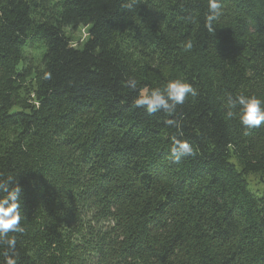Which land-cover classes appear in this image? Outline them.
<instances>
[{
    "label": "trees",
    "instance_id": "16d2710c",
    "mask_svg": "<svg viewBox=\"0 0 264 264\" xmlns=\"http://www.w3.org/2000/svg\"><path fill=\"white\" fill-rule=\"evenodd\" d=\"M49 4L0 0V77L14 87L34 37L52 73L21 107L0 89V133L13 130L0 179L24 189L19 264H264V194L248 180L264 174V124L226 115L229 95L264 98V0H223L213 32L207 0H61L37 19ZM82 25L77 47L65 27ZM129 78H182L198 94L149 114ZM173 137L196 154L174 163Z\"/></svg>",
    "mask_w": 264,
    "mask_h": 264
},
{
    "label": "clouds",
    "instance_id": "9594fccd",
    "mask_svg": "<svg viewBox=\"0 0 264 264\" xmlns=\"http://www.w3.org/2000/svg\"><path fill=\"white\" fill-rule=\"evenodd\" d=\"M208 13L205 17V27L209 32L214 31V22L222 14L223 0H207ZM185 50H191L193 43L191 40L184 44ZM44 79H51L52 73L45 71ZM139 81L129 78L125 81V86L138 94L134 97L132 106L143 108L147 113L154 114L163 112L173 116L178 105H183L188 96L195 97L197 89L186 79H169L163 87L144 86L138 89ZM227 118L236 116L246 129L258 128L264 124V98L256 94L245 95L240 93L235 97L229 95L227 98ZM238 114L232 109L237 108ZM169 125L180 127L178 120L169 119ZM170 154L174 163H179L186 156H194L193 145L186 139L172 138ZM23 186L18 178L8 177L7 180L0 179V245L6 246L0 256L3 260L0 264H19V252L17 250V235L25 232L22 224ZM11 234V235H10Z\"/></svg>",
    "mask_w": 264,
    "mask_h": 264
},
{
    "label": "rangeland",
    "instance_id": "374dc122",
    "mask_svg": "<svg viewBox=\"0 0 264 264\" xmlns=\"http://www.w3.org/2000/svg\"><path fill=\"white\" fill-rule=\"evenodd\" d=\"M61 0H50V4L45 7H39L41 9L36 12V18H47L51 17L52 11H56L58 8H61ZM42 13V14H40ZM65 32L68 37L71 39L72 44L77 47H82L88 38L89 27L80 26L78 29L72 27H65ZM45 50L44 42L34 37L33 40L29 41L28 45L24 48L23 51V60L19 65V70L21 72L20 77L16 78L14 87H8L5 83L3 77H0V89L8 90L13 92L14 99L18 102V106L27 100H31L32 96H29L28 93L36 87L41 76L43 75L44 63H43V53ZM140 57V53H137ZM155 72L151 73L153 76L159 77L163 70L154 69ZM152 76V77H153ZM2 137L5 141H8L13 138V130H5L4 133L1 131ZM250 183V188L253 192L258 195L264 194V174L263 173H253L248 176Z\"/></svg>",
    "mask_w": 264,
    "mask_h": 264
}]
</instances>
